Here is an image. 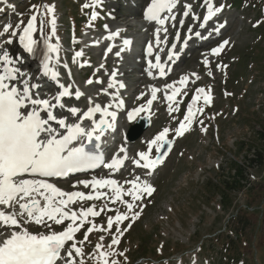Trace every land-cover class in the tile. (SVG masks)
Returning a JSON list of instances; mask_svg holds the SVG:
<instances>
[{
    "label": "rangeland",
    "instance_id": "1",
    "mask_svg": "<svg viewBox=\"0 0 264 264\" xmlns=\"http://www.w3.org/2000/svg\"><path fill=\"white\" fill-rule=\"evenodd\" d=\"M147 1L145 0V3ZM188 1L197 5L198 11L204 7L203 0ZM200 1L202 3L199 4ZM237 2L238 6H231V3ZM108 3L107 0H102L99 5L93 4L92 0L10 1L0 8V27L12 24L15 28L21 21L26 25L37 8L43 14L47 7H54L55 35L50 41H45V36L39 33L37 38L42 44L59 45L58 55L61 56L59 64L66 62L67 65L64 64L66 68L75 67L72 77L66 76L67 81L81 88L88 79H93L94 83L101 80L100 77L95 79L97 76L95 78L93 76L100 71L102 64L96 66L94 63L95 68L87 70L88 74L83 77L82 70L87 68L88 64L85 61L79 62L78 59L73 62V57L76 52H82L84 55L87 48L90 49L89 47L95 44V40H91V35L97 37L100 29L85 27L82 35L76 36L79 37L77 39L72 36L76 35L73 26L76 27L78 21L80 25L85 23L96 25L97 22L107 20L112 15L122 18L127 12V2L120 1V6L113 14ZM138 3L139 0H133L128 5L133 4L141 9ZM86 4L90 6L84 7ZM227 5L226 16L230 29L227 32L224 30L226 33L223 32L224 34L214 42L215 45L229 42L224 53L222 52L223 55L212 56V50L207 54L201 52L198 58L204 61L205 56L209 57V65L206 66L203 62L199 65L194 61L192 68L187 70L185 67L194 53L190 51L176 70L179 74L185 68L184 73L178 77L174 75L175 77L167 82H160L164 88L185 75L196 81L195 85H188L178 96L177 100L182 101L179 112L169 115L167 108L159 111L163 105L160 98L154 103L160 119L155 121L158 115L153 117L154 120L151 119L153 124L151 125V121L148 123L146 132L157 129L160 133L164 128H169L171 130L169 138L174 144L167 160L158 167V173L150 179L154 183L150 184L155 187V193L151 197L145 196L139 202L144 206L143 213L130 228L128 227L130 221L120 225L114 223L111 234L106 231H93L87 241L79 245L84 249L86 264H96L92 258L95 245L102 243L105 246L104 250L107 251L112 235L119 234L118 230H122L120 242L112 249L117 255L110 257L117 260L118 264H264V138L261 140L258 136L264 135V0H232ZM94 12L97 17L95 20L92 19ZM52 16L53 13H47L38 20V27H43L44 33L49 36L52 33L50 23ZM138 19L140 15L133 16L131 20L137 25ZM14 38L11 34L0 37L5 41ZM134 38L138 40L140 36ZM77 43L80 46L75 51L74 46ZM17 47L18 44L15 42L9 45L10 50H18ZM104 47L105 45L100 43L99 46L91 48L88 57L103 62L104 57H101V54L106 50ZM15 50L16 54L20 53V50L17 52ZM114 56L113 52L110 57ZM21 58L22 63H30L27 55H21ZM105 63L107 73H110L109 69L114 67V63L111 58ZM35 64L36 62L32 63ZM54 66L60 67L57 63ZM138 74H135V77ZM193 74L198 75L199 79L197 80ZM93 85L87 88L99 90ZM136 85H141L143 90L147 88L151 90L154 87L147 86L144 82H139L133 87L136 88ZM128 87L131 90V86ZM199 88L211 89V104L204 105L201 98L197 107L204 109L203 114L194 120L191 129L184 136L177 138L174 135L175 129L187 114V106L191 104ZM142 89L130 103L131 107L136 104L138 97L142 96ZM188 95L190 101L182 105L185 96ZM88 99L85 101L89 102ZM149 115L153 116L151 113ZM201 120L203 124L200 123ZM141 121L145 122V115H141L132 125ZM125 128V121L122 119L121 129ZM205 128L207 132L204 131ZM119 138L122 139V135ZM138 141L132 144L135 152H139L143 147ZM258 152L263 154V159L260 163L250 164V159ZM234 162L242 167V176L231 170ZM125 177V174H121L116 180L123 181ZM141 179L146 181L144 176ZM234 181L240 182L241 186L234 184L232 189H229ZM79 182L80 179H74L61 185L73 190L74 185H78ZM223 182L229 183L230 187H227L226 191L221 187ZM124 200L131 202L130 197ZM105 204L121 213L127 212L120 202L112 204L108 200L98 201L97 210ZM88 206H93V203H89ZM75 210L78 211V208ZM242 213L247 215L242 221L244 228L247 224L250 226L244 230V235L240 238L235 234L229 235L231 233L227 230L228 225H232L235 218ZM116 214V211H105L99 219L91 221L106 228L108 218ZM54 226L53 229L60 232L64 230L66 224L60 225L58 229ZM24 227H28V231L34 234L47 231L31 224ZM89 227L90 224L86 223L81 231L76 233L77 241L84 240ZM244 228L240 226L239 231ZM2 231L8 233L10 229ZM68 247L70 244L66 245L65 251ZM121 252L123 256L119 255Z\"/></svg>",
    "mask_w": 264,
    "mask_h": 264
},
{
    "label": "snow or ice",
    "instance_id": "2",
    "mask_svg": "<svg viewBox=\"0 0 264 264\" xmlns=\"http://www.w3.org/2000/svg\"><path fill=\"white\" fill-rule=\"evenodd\" d=\"M92 3L99 5L102 0H92ZM178 3L179 0H149V5L143 15L147 21L155 22L161 26L155 32L157 48L161 44L167 43L166 40L160 39V33L161 30L167 33L168 29L164 26L169 20H176L173 10ZM205 3L211 4V0H205ZM89 6L88 4L84 5L86 8ZM185 7L187 11L184 15L187 16L191 11V5ZM222 10L223 6H210L203 19V24L206 25L213 16ZM54 12L55 9L51 6L47 7L43 14L37 8L26 25L21 21L15 28L12 24L0 27V37L8 34L16 37L30 58L41 63L42 76L58 82L59 72L50 65L54 58L53 54H56V63H60L59 45L42 44L37 38L39 33L45 36V41H50L55 35ZM47 13H53L50 21L51 36L44 33L43 27H38L39 18L42 15L46 16ZM163 13L169 15L163 16ZM96 18L94 12L92 19ZM195 19L200 18L195 17ZM214 31L218 33L219 28ZM118 35L119 33L115 32L108 39ZM194 36L207 38L201 37L200 32H195ZM192 38L193 36L189 35L183 42L184 45L186 46L187 40ZM175 39L177 43L180 42L179 33ZM14 42L16 41L13 39L6 41L0 39V50H2L0 51V64L4 65L3 74H0V206H2L0 207V229H10L8 233L0 231V264H58V262L59 264H86L84 249L79 245L85 243L93 231H106L111 234L114 223L120 225L125 221H130L128 225L130 228L143 213L144 206L139 202L145 196L151 197L156 189L147 181H142L140 176L125 181L131 185L128 189L113 178L94 177L91 181H80L79 183L84 188L91 189L88 194L81 191L66 192L49 182V178H67L71 174L101 166L110 170L112 174L121 171L129 159L125 148L119 149V153H124L123 156L118 153L113 156L110 162L105 163L103 155L98 151L91 150L89 145H93L94 141H102L109 130H116L117 112L109 111V109L113 107L123 109L124 101L119 99L117 93L112 97L118 100L116 105L109 103L102 107L100 104H95L82 114L76 107H68L67 112L72 117L78 118V122L69 123L67 117H59L53 110L65 108V104L61 101L73 93L66 85L59 83L58 87L63 89L62 92L51 97L41 96L38 92L40 84L32 83V75L17 66L21 62L20 59L13 58L5 48V44L11 45ZM123 43L125 46L131 45L130 40H124ZM228 44L229 42L225 41L212 49L211 55L219 56L228 47ZM107 51L110 52L111 48H108ZM146 51L148 55L153 54L151 42L148 43ZM82 55V52H76L73 62H76ZM167 59L168 61L179 59L175 43L171 46ZM203 63L207 66L210 62L205 59ZM218 67L220 66L218 65ZM152 68L158 70L159 77L166 76L167 65L161 62L159 55L155 56V63L151 60L148 62V69ZM148 74L150 77L153 75L151 71H148ZM193 75L197 80L199 79L198 75ZM189 81L190 77L185 75L179 81L168 84L163 89V98L167 102L169 115L180 111L179 105L182 101L177 100V97L184 92ZM86 83L92 84L93 81L88 80ZM96 83H102V81H96ZM107 87L109 89L116 87L115 73ZM124 87L123 83H119V88ZM160 91L161 89L152 87L151 98L147 100V106L141 105L127 112L129 122H132L134 117H139L142 112L150 111L153 102L158 99L157 94ZM210 92L211 89L199 88L196 90L191 104L187 106V114L175 129V137L184 136L191 129L194 120L203 114L204 109L197 107L201 98H203L204 105L211 104ZM103 94L108 95L107 90H104ZM74 95L76 99H80L84 94L77 90ZM141 98L138 97V99ZM89 103H92L91 100ZM96 114L100 115L99 120L95 118ZM85 121L91 122L90 129L83 126ZM52 122L55 123V127ZM200 123L203 124V121L201 120ZM170 131L169 128H164L147 143V151L138 153V159L133 160L137 168L148 170L149 175L156 172L166 158L165 146H168L167 151H171L173 141L168 138ZM204 131L207 132V129L205 128ZM95 148L99 149L100 143H96ZM154 150L156 155H153ZM77 186L79 185H74V187ZM100 189H108L111 195L109 192L100 191ZM125 196L130 197L131 202L124 200ZM100 200H108L112 204L120 202L125 206L127 212L121 213L107 207V204L99 210L95 205L86 209L81 207L78 211L71 207L85 201ZM5 209H12V211H5ZM105 211H116L117 213L114 217L108 218L106 228L96 225L89 219L90 217L95 218ZM86 223L90 224V227L85 232L84 240L77 241L76 233L80 232ZM27 224H35L47 231L34 234L24 227ZM65 224L63 231L57 232L53 229L54 225ZM118 233L112 235L107 251L104 250L105 246L102 243L95 245L92 258L95 259L96 264H118L117 260L110 259L117 255L112 249L120 242L122 230H118ZM69 244L70 247L65 251L66 245ZM119 255L123 256L124 254L121 252Z\"/></svg>",
    "mask_w": 264,
    "mask_h": 264
},
{
    "label": "bare ground",
    "instance_id": "3",
    "mask_svg": "<svg viewBox=\"0 0 264 264\" xmlns=\"http://www.w3.org/2000/svg\"><path fill=\"white\" fill-rule=\"evenodd\" d=\"M121 0H108V2H109V4H110V6H111V12H114V10H116L119 6H120V2ZM140 1H142V2H144V0H140ZM126 2H131L130 0H126ZM128 5V4H127ZM126 5V6H127ZM129 6H130V4H129ZM141 14H142V12H141ZM140 14V15H141ZM116 15V14H115ZM135 15H139V11L137 10V8L136 7H134V6H130V7H128V9H127V12H126V14H125V19H123V22H124V24L125 25H127V28H130V27H132L133 28V26L135 27L136 25H135V23H133L132 22V17L133 16H135ZM114 16V15H113ZM117 18L118 17H114L113 19H111V26L109 27V29H112V28H114L115 26H116V24L118 23V20H117ZM121 18V17H120ZM141 22V20L140 19H138L137 21H136V24H138V23H140ZM1 24V23H0ZM224 30H225V28L223 29V31L222 32H224ZM115 32H118V31H113L112 33H115ZM21 34H22V32H21ZM205 36V35H204ZM216 39V38H215ZM215 39H211V40H208V41H203L204 43H202V44H200V45H195V48H200V50H193V52L194 53H192L193 54V57H192V59L187 63V65H186V69L188 70V69H191L192 68V66H193V63H194V61H195V63L197 64H199V65H201V63L203 62V60H202V58H198L199 57V55L201 54V52H204V53H209V51L210 50H212V49H214V48H216V47H218L219 45H212L211 47H209L212 43H213V40H215ZM13 40H15L16 42H15V44H18V50H20L21 49V53H22V55H24V56H26V55H28L29 57H30V55L28 54V53H25L24 51H22V46L18 43V39L15 37ZM79 46L80 45H77L76 46V48H79ZM110 46V44H108L107 46H106V49L108 48ZM20 47V48H19ZM5 48L7 49V51L9 52V54L13 57V58H19L20 59V63L17 65L18 67H20L23 71H25V69H27L26 68V66H24L23 65V63H22V58L20 57V56H18L13 50H10V48H9V45L8 44H5ZM18 50H15L16 52L18 51ZM192 50V49H191ZM190 50V51H191ZM0 51H2V50H0ZM191 55V54H190ZM184 55H182V57H183ZM53 61H52V64L53 63H56V60H55V57H56V55H53ZM61 56L59 55V61H60V58ZM83 57H87V56H82V58L80 57L79 58V60L80 59H83ZM205 59H208L209 60V57H207V56H205ZM34 60H36V59H34ZM184 61V60H183ZM37 69H34L33 70V74H34V76H36V77H34L36 80H34L33 79V82L34 83H39L40 84V88L38 89V92H43V87L47 84V81L48 80H43L42 82H39V77H41V75H38V73H36V70H38V69H41V63H39V62H37ZM59 66V65H58ZM184 68V69H185ZM183 69V70H184ZM181 71L179 74H183L184 73V71ZM148 71H150V70H148ZM148 71H146V69H142V76L139 78V79H137V80H132V81H130V79H128L127 78V76H126V72H124L121 76H119V75H117V79L119 80H121L120 81V83H123V84H126L127 82H132L133 83V85H135V84H139V82L140 81H147L148 83H153L154 82V79L152 78V76L150 77L149 76V74H148ZM62 72L64 73V74H68V72L66 71V70H62ZM113 72H115V71H113ZM29 74L31 73V72H28ZM177 73H178V71H177ZM176 73V75H177V77H178V75L179 74H177ZM175 77V76H174ZM182 77V76H181ZM173 78V77H172ZM50 80H52L51 78H49V81ZM175 81H176V79H174ZM179 81V80H178ZM177 82V81H176ZM195 82L196 81H194V80H192L191 78H190V81H189V85H191V86H193V85H195ZM59 83H62V84H64V85H66L70 90L72 89L71 88V85H69L67 82H63L62 81V77L60 78V81H59ZM58 83V84H59ZM143 83V82H142ZM160 84H162V83H160ZM159 84V85H160ZM164 85V84H163ZM148 86V85H147ZM160 86H162V85H160ZM119 87V86H118ZM59 89V88H58ZM57 88H56V90H55V94H57V90H58ZM142 89V86L141 85H136V90H141ZM163 89L164 88H161V91L160 92H158V98H160V100L162 101L161 102V104H163V105H161V107L159 108V111H163L165 108H167V102L164 100V98H163ZM143 90V89H142ZM63 91V90H62ZM120 91L119 90H116L115 92H114V95L113 96H115V95H117V93H118V97H119V95H120V93H119ZM141 92H143V97L140 99V101H141V103L142 104H145L146 102H147V100L151 97L150 96V89H145V90H143V91H141ZM121 94L123 95L124 94V92H121ZM140 94V93H139ZM113 96H105V95H100L99 96V98L102 100V102H103V104H104V106H106L107 104H109V103H111V104H113L114 105V99L112 98ZM190 95H188V96H186L185 97V101H184V103H183V105H186L189 101H190ZM154 103H155V101L153 102V105L151 106V110L149 111V113H151V114H153V117H155L156 115H158L159 114V112L157 113L156 112V107L154 106ZM103 106V107H104ZM146 106H147V104H146ZM111 110H113V108H111V109H109V111H111ZM58 112L60 113V114H64L65 112H64V108L63 109H58ZM146 112V111H145ZM145 112H142L141 114H143V113H145ZM151 118V117H150ZM160 119V116L158 115L156 118H155V121H157V120H159ZM132 123V122H131ZM130 123V124H131ZM151 123V125L153 124L152 123V121L150 122ZM125 127H126V123H125ZM119 132V129H118V131H117V133ZM122 133V132H121ZM159 132L157 131V129H150V130H148L142 137H141V139H140V141L139 142H141L142 144H143V147L140 149V151L139 152H142V151H147V143L148 142H150L151 141V139L153 138L154 139V137L158 134ZM170 135V134H169ZM147 138H149L150 140H148ZM169 138V137H168ZM135 143V142H134ZM137 143V142H136ZM137 145V144H136ZM139 152H137L136 153V157L138 158V153ZM153 154L155 155L156 153H155V150L153 151ZM134 166H135V164H133V165H131L130 166V168L126 171L127 173H126V178H125V180H120L121 182V185H123L126 189H128V188H130L131 187V185L130 184H127V183H125V181H130V180H132V179H134L136 176H140L141 178L144 176L143 175V172H141V171H136V170H134ZM110 171H108V172H104L103 171V178H111V176H110ZM105 176V177H104ZM119 181V180H118ZM79 186H77L75 189H76V191H80V189H82V191H85L86 189L83 187V185L82 184H78ZM90 189V188H89ZM100 191H103V192H109V190L108 189H100ZM86 193V192H85ZM109 195H111V193L109 192ZM77 204H80V203H77ZM72 208H74L75 206H71ZM67 223V222H66ZM27 225H30V224H27ZM31 225H35V224H31ZM24 226H26V225H24ZM35 226H37V225H35ZM59 227H61L60 225H57V226H54V228H59ZM28 228V227H27ZM7 229V228H6ZM5 232H7V231H5ZM10 232V231H9ZM46 232V231H45ZM63 254V253H62ZM58 264H59V262H58Z\"/></svg>",
    "mask_w": 264,
    "mask_h": 264
},
{
    "label": "trees",
    "instance_id": "4",
    "mask_svg": "<svg viewBox=\"0 0 264 264\" xmlns=\"http://www.w3.org/2000/svg\"><path fill=\"white\" fill-rule=\"evenodd\" d=\"M263 133H264V130H263ZM258 136H259V138H261V140H262V138H264V135L263 136H261L260 134H258ZM263 157V154H260L259 152L253 157V159H250V161H249V163L250 164H256V163H260L261 162V159H263L262 158ZM241 169H242V167H240V165L239 164H237L236 162H234L233 163V165H232V167H231V170L232 171H234L235 172V174H240V176H242V171H241ZM236 185V184H238L239 186H241V184H240V182H237V181H234L233 182V184H231V187L230 186H228L229 185V183H222V185H221V187H223V191H226L227 189V187H230L229 189H232V187H233V185ZM226 198L224 197V200H225ZM247 208H249V206H247ZM247 218V215L246 214H239L236 218H235V220L233 221V223H232V225L231 224H229L228 225V227H227V230H230V233L231 234H229V235H232V234H235V236L237 237V238H240V237H242L244 234H243V232H244V230L248 227V226H250V224H247V226L244 228V224H243V219H246ZM240 226H242L244 229L243 230H241V231H239L240 229H239V227Z\"/></svg>",
    "mask_w": 264,
    "mask_h": 264
},
{
    "label": "water",
    "instance_id": "5",
    "mask_svg": "<svg viewBox=\"0 0 264 264\" xmlns=\"http://www.w3.org/2000/svg\"><path fill=\"white\" fill-rule=\"evenodd\" d=\"M146 130V127H144L143 128V130L141 131V132H139L138 134H137V136H135L134 137V140H136L144 131ZM165 152L168 154L169 153V151H167V149L165 150Z\"/></svg>",
    "mask_w": 264,
    "mask_h": 264
}]
</instances>
